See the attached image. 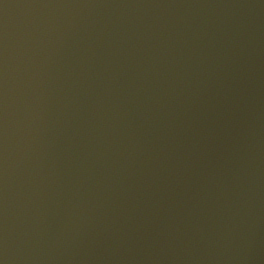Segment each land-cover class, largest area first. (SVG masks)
I'll return each instance as SVG.
<instances>
[{
	"label": "water",
	"instance_id": "95a60500",
	"mask_svg": "<svg viewBox=\"0 0 264 264\" xmlns=\"http://www.w3.org/2000/svg\"><path fill=\"white\" fill-rule=\"evenodd\" d=\"M0 264H264V0H0Z\"/></svg>",
	"mask_w": 264,
	"mask_h": 264
}]
</instances>
